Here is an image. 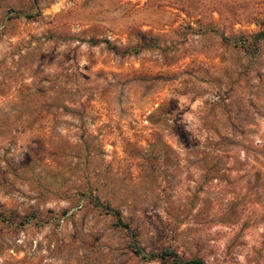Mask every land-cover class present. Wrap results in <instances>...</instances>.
Wrapping results in <instances>:
<instances>
[{
    "label": "rangeland",
    "instance_id": "374dc122",
    "mask_svg": "<svg viewBox=\"0 0 264 264\" xmlns=\"http://www.w3.org/2000/svg\"><path fill=\"white\" fill-rule=\"evenodd\" d=\"M263 29L264 0H0V264H264Z\"/></svg>",
    "mask_w": 264,
    "mask_h": 264
},
{
    "label": "trees",
    "instance_id": "16d2710c",
    "mask_svg": "<svg viewBox=\"0 0 264 264\" xmlns=\"http://www.w3.org/2000/svg\"><path fill=\"white\" fill-rule=\"evenodd\" d=\"M25 16H28V14H25ZM258 36H264V29L258 33ZM95 203L99 205L101 208H103L104 210L110 211L112 215L114 216L117 225H119L121 228L126 230V232L130 236H133L129 225L122 220L118 210L113 209L107 203H101L98 200H96ZM133 252L134 254L140 256V258H142L143 260H151L154 258H158L162 262H167L168 264H203L200 258L185 259V258L178 256L177 253H175L172 250H163L161 252H143L141 249L137 247H133Z\"/></svg>",
    "mask_w": 264,
    "mask_h": 264
}]
</instances>
